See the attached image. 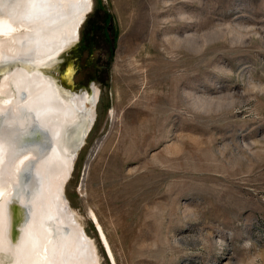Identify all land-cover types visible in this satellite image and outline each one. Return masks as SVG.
<instances>
[{
  "label": "rangeland",
  "instance_id": "obj_1",
  "mask_svg": "<svg viewBox=\"0 0 264 264\" xmlns=\"http://www.w3.org/2000/svg\"><path fill=\"white\" fill-rule=\"evenodd\" d=\"M89 8L43 67L63 91L98 87L62 192L98 263L92 212L115 264H264V0Z\"/></svg>",
  "mask_w": 264,
  "mask_h": 264
},
{
  "label": "bare ground",
  "instance_id": "obj_2",
  "mask_svg": "<svg viewBox=\"0 0 264 264\" xmlns=\"http://www.w3.org/2000/svg\"><path fill=\"white\" fill-rule=\"evenodd\" d=\"M90 4L0 0V62L23 60L0 76V264L100 263L93 239L62 193L72 164V124L80 114L82 126L84 114L93 119L98 87L63 91L49 71L32 67L77 40ZM63 74L73 84L69 63ZM91 215L115 264L104 230Z\"/></svg>",
  "mask_w": 264,
  "mask_h": 264
},
{
  "label": "water",
  "instance_id": "obj_3",
  "mask_svg": "<svg viewBox=\"0 0 264 264\" xmlns=\"http://www.w3.org/2000/svg\"><path fill=\"white\" fill-rule=\"evenodd\" d=\"M89 9V8H88ZM88 9L84 12V14H83V17H84V15L86 14V12L88 11ZM83 19V18H82ZM82 21V20H81ZM72 43H70V44H68L67 46H64L62 49H60L59 51H57L56 52V54L54 55V56H52L50 59H52V60H48V61H53V60H56L57 58H58V56H60V55H62L68 48H69V46L71 45ZM23 62V60L21 59V58H17V59H14V60H7V61H3V62H0V76L2 75V73L5 71V70H7V69H10L13 65H15V64H20V63H22ZM41 62V66H36V64H33L34 66H32L33 68H40V69H43V70H45V71H49V69L48 68H45V67H43V65L46 63H44L43 64V61H40ZM28 66V65H27ZM71 83H72V80L70 79L69 80ZM66 83V82H65ZM92 121H93V119L91 120V122H90V124L92 123ZM90 126V125H89ZM89 126H88V128H89ZM87 127L85 128V130H83V132L82 133H80V136H79V138L76 140V143H74V145H73V147L71 148L72 150H71V152H73L75 149H76V145H77V143L81 140V137L83 136V134H84V132L86 131V129H88ZM96 229H97V226H96ZM97 231H98V229H97ZM98 234H99V232H98ZM99 237H100V235H99ZM100 239H101V237H100ZM102 241V240H101ZM102 243H103V241H102Z\"/></svg>",
  "mask_w": 264,
  "mask_h": 264
}]
</instances>
